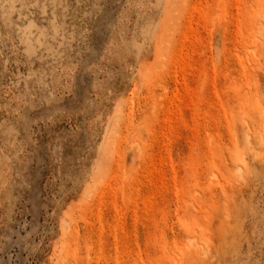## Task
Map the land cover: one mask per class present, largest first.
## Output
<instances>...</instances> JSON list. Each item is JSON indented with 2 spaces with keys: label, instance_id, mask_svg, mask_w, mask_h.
Returning a JSON list of instances; mask_svg holds the SVG:
<instances>
[{
  "label": "rangeland",
  "instance_id": "obj_1",
  "mask_svg": "<svg viewBox=\"0 0 264 264\" xmlns=\"http://www.w3.org/2000/svg\"><path fill=\"white\" fill-rule=\"evenodd\" d=\"M0 264H264V0H0Z\"/></svg>",
  "mask_w": 264,
  "mask_h": 264
}]
</instances>
